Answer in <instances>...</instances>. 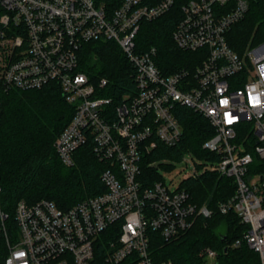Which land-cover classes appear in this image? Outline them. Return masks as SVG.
<instances>
[{"label":"built area","instance_id":"1","mask_svg":"<svg viewBox=\"0 0 264 264\" xmlns=\"http://www.w3.org/2000/svg\"><path fill=\"white\" fill-rule=\"evenodd\" d=\"M177 2L181 16L173 40L182 50H201L204 57L194 70L184 67L166 73L156 62L157 49L140 48L138 36L143 22L159 18ZM249 7V0H118L114 9L96 0H0V94L58 83L75 107L55 141L58 155L65 165L73 166L78 148L92 143L106 166L100 175L105 191L68 209L49 199L20 200L15 211L16 242L8 237L0 184V233L9 249L5 264L9 260L92 264L102 233L113 225L120 234L107 245V261L120 264L131 257L136 264H155L149 230L172 241L185 234L197 216L211 217L212 209L192 202L183 185L171 189L163 179L146 185L140 178L144 157L159 144L174 147L181 141L177 105L190 107L210 121L214 134L202 147L218 159L196 164L205 171L210 163L211 169L234 178L236 192L219 204V211L233 210L248 225L233 246L245 242L264 264V176L250 174L255 160L264 158V94L257 107L248 98L253 88V95L264 93L260 75L264 42L240 53L227 39L229 29ZM98 40L116 42L134 66L136 91L114 106L112 98L101 94L108 78L94 83L79 69L82 47ZM79 77L83 80L78 82ZM223 97L229 99L226 107L220 105ZM225 112L239 121L226 125ZM167 160L171 159L151 165L160 170ZM200 173L197 170L187 178ZM18 252L27 255L16 259ZM200 255L205 264H217L216 250L205 247Z\"/></svg>","mask_w":264,"mask_h":264},{"label":"trees","instance_id":"2","mask_svg":"<svg viewBox=\"0 0 264 264\" xmlns=\"http://www.w3.org/2000/svg\"><path fill=\"white\" fill-rule=\"evenodd\" d=\"M96 2H104L110 9L118 5V0ZM249 3L245 17L227 32L229 45L240 53L248 45L264 42V0H249ZM180 16L177 2L159 18L143 22L138 36L140 48L157 49L156 62L166 73L184 67L194 70L204 57L201 50H182L173 40ZM79 69L94 83L102 77L108 78V85L101 94L112 98L113 106L119 104L125 95L136 91L134 66L114 41L98 40L85 44L80 52ZM0 105L1 207L8 214V237L11 242H16L19 232L15 211L20 200L34 203L49 199L60 208L68 209L105 191L100 175L106 166L96 157L92 143L78 148L73 166L65 165L58 155L55 141L75 113V107L66 100L58 83L53 82L41 89L3 91ZM175 111L183 127V137L176 146L159 144L144 157L140 178L146 185L162 179L157 167L151 165L154 161L179 160L186 153L207 162L218 159V155L202 147L204 141L214 134L208 118L183 105H177ZM162 167L168 166L163 164ZM254 173L264 176V158H257L251 165L250 174ZM182 185L192 202L198 206L207 205L213 214L211 217L197 216L192 227L172 241H166L159 232L149 230V249L154 263L170 260L174 264H205L200 252L210 247L218 252L217 264H260L258 253L245 242L233 246L237 239L243 238L248 225L233 210L226 214L219 211V204L228 201L236 192L234 178L207 168L196 177L186 178ZM119 234L116 225L102 233L92 264H112L106 259L107 245ZM8 251L7 239L1 232L0 264H5ZM120 264L136 263L128 257Z\"/></svg>","mask_w":264,"mask_h":264},{"label":"rangeland","instance_id":"3","mask_svg":"<svg viewBox=\"0 0 264 264\" xmlns=\"http://www.w3.org/2000/svg\"><path fill=\"white\" fill-rule=\"evenodd\" d=\"M253 45V44H252ZM251 45H248L249 47ZM246 47V48H247ZM245 48V49H246ZM175 161V162H174ZM167 160L165 161L166 167L160 168L159 172L162 175V179L165 181V183L171 188L176 189L180 187L183 183V180L190 176L195 171L202 172L203 168H199L198 164L196 162H205L203 158H200L192 153H186L184 157L180 160ZM209 168L213 167L210 165V163H207Z\"/></svg>","mask_w":264,"mask_h":264},{"label":"clouds","instance_id":"4","mask_svg":"<svg viewBox=\"0 0 264 264\" xmlns=\"http://www.w3.org/2000/svg\"><path fill=\"white\" fill-rule=\"evenodd\" d=\"M260 75H261V78H264V65H262L260 67ZM83 80V77H79L78 78V82L79 81H82ZM253 91H255V89L253 88L252 91H249L248 93V98H249V104L252 106V107H257V106H260L262 104V101L260 100V95L264 94V93H258L256 95H253ZM229 104V99L227 97H223L221 100H220V105L222 107H226L228 106ZM224 121H225V124L226 125H233L235 123H237L239 121V117L237 116H232L230 112H225L224 113ZM129 229L132 230L134 232V228L133 226L130 224L128 225ZM27 254L25 252H18L16 253V256L15 258L16 259H20L22 257H25ZM8 264H12L11 260L8 261ZM23 264H27V261L24 260L23 261Z\"/></svg>","mask_w":264,"mask_h":264},{"label":"water","instance_id":"5","mask_svg":"<svg viewBox=\"0 0 264 264\" xmlns=\"http://www.w3.org/2000/svg\"><path fill=\"white\" fill-rule=\"evenodd\" d=\"M223 240H226V237ZM227 250H228V247L225 248V251H227Z\"/></svg>","mask_w":264,"mask_h":264}]
</instances>
